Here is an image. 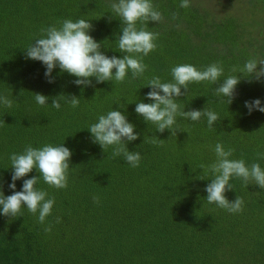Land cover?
<instances>
[{
	"label": "trees",
	"instance_id": "16d2710c",
	"mask_svg": "<svg viewBox=\"0 0 264 264\" xmlns=\"http://www.w3.org/2000/svg\"><path fill=\"white\" fill-rule=\"evenodd\" d=\"M110 2L0 0V95L14 101L11 109L0 106V190L12 194L9 156L27 145L64 143L72 152L66 189L50 188L42 178L36 185L55 198L47 218L51 233L27 209L16 219L0 215V264H264V189L232 179L234 189L225 195L230 202L242 197L244 207L231 214L207 203L211 176L200 168L216 159L217 142L234 149L232 159L264 168V160L257 159L264 152V113L249 114L245 107V101L255 99L264 104V78L242 79L231 105L215 96L219 84H191L190 94L178 103L185 111L206 106L218 113L212 130L205 117L198 122L177 117L176 127L187 132L171 137L169 130L156 132L135 112L138 102H152L146 99L151 91L147 81L159 76L171 82L173 66L188 63L203 69L222 62L227 76L250 56L264 59V0H247L253 18L218 14L195 0L187 9L179 7L181 0H153L164 19L148 24L149 31L159 33L157 48L144 57L147 70L136 80L130 73L119 84L97 83L93 77L92 85L83 87L57 68L55 82L49 83L42 62L26 59L25 49L42 27L69 18L90 21L89 34L101 43V51L122 58L116 40L121 21L109 20ZM34 93L49 97L48 105H38ZM61 94L57 110L50 104ZM72 95L80 98L78 108L66 103ZM110 110L121 111L139 133V139L127 143L129 151L141 153L138 168L92 142L87 128ZM153 135L164 140L162 146L144 143ZM34 176H39L35 169L24 179ZM16 186L22 190L23 180ZM94 195L99 203L93 202Z\"/></svg>",
	"mask_w": 264,
	"mask_h": 264
},
{
	"label": "clouds",
	"instance_id": "9594fccd",
	"mask_svg": "<svg viewBox=\"0 0 264 264\" xmlns=\"http://www.w3.org/2000/svg\"><path fill=\"white\" fill-rule=\"evenodd\" d=\"M190 4L191 0H181L179 7L187 9ZM109 7L112 14L109 20L121 21V33L116 40L118 51L124 54L122 58L109 57L101 51V43L89 34L93 28L90 21L83 18L73 21L69 18L64 19L59 26L42 27L40 35L25 49L26 59L42 62L49 83L55 82L52 73L57 68L61 73L76 77L73 83L83 87L91 86L93 77L97 83L107 81L115 84L129 79V73L132 80L143 78L147 70L144 57L157 48L156 40L159 37V33L148 30V24L150 21L161 22L163 14L153 4V0H111ZM172 19H178V13H172ZM230 71L233 74L225 76L222 62H213L203 69L188 63L173 66L171 82H163L159 76H153L147 81L145 87H150L151 91L147 93L146 99L152 102H138L135 112L147 124L154 126L156 132L164 133L169 130L171 137L176 136L178 131H186L176 127L177 117L193 122L205 117L208 129L212 130L220 120L218 113L206 106L203 110L185 111L178 103V98L190 94L188 90L191 84H219L214 89L215 96L221 103L231 105L242 79L252 82L264 78V59L250 56L242 66L234 65ZM182 88L185 91L182 92ZM20 95H23V91ZM61 98H64L63 94L54 98L51 107L59 110ZM48 99L44 94L34 93V100L40 106L48 105ZM66 103L73 109L78 108L80 98L75 95L67 96ZM13 104L14 101L7 95H0V106L11 109ZM245 107L249 114L253 111L264 113V104L260 99L245 101ZM87 130L91 133L92 142L100 145L104 152L112 149V158L122 156L130 167L140 166L141 153L129 151L127 147L128 142L139 139V133L121 111L110 110L99 115L97 122L90 124ZM145 142L162 146L164 140L153 135L150 140L145 137ZM213 151L216 157L214 162L200 165L211 176V182L205 188L206 201L231 214L241 213L244 207L242 197L237 196L235 201L230 202L225 195L234 189L230 181L238 179L244 187L255 183L264 189V168L258 162L249 165L242 158L232 159L234 149H225L220 142L215 144ZM71 157L72 152L64 143L46 144L41 148L27 145L22 153L10 154L12 182L8 187L13 191L11 195H5L0 190V215L16 219L27 209L37 217L40 225H46L43 231L51 233L53 226L47 222V218L52 214L55 198H50L47 191L38 189L36 185L42 178L50 188L66 189ZM257 159L264 160V152H258ZM34 169L39 172V176L24 179ZM198 179L203 180L201 177ZM18 180H23V186L22 190L16 191ZM92 199L94 203H99L98 196L94 195ZM60 222L61 218L57 217L56 223Z\"/></svg>",
	"mask_w": 264,
	"mask_h": 264
},
{
	"label": "rangeland",
	"instance_id": "374dc122",
	"mask_svg": "<svg viewBox=\"0 0 264 264\" xmlns=\"http://www.w3.org/2000/svg\"><path fill=\"white\" fill-rule=\"evenodd\" d=\"M200 1V5L212 9L218 14H247L248 18H253L252 11L247 10V0H195ZM257 17V16H256Z\"/></svg>",
	"mask_w": 264,
	"mask_h": 264
}]
</instances>
